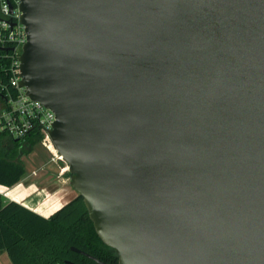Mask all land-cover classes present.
Returning <instances> with one entry per match:
<instances>
[{"label": "water", "instance_id": "water-1", "mask_svg": "<svg viewBox=\"0 0 264 264\" xmlns=\"http://www.w3.org/2000/svg\"><path fill=\"white\" fill-rule=\"evenodd\" d=\"M18 1L19 85L118 264H264V0Z\"/></svg>", "mask_w": 264, "mask_h": 264}, {"label": "trees", "instance_id": "trees-1", "mask_svg": "<svg viewBox=\"0 0 264 264\" xmlns=\"http://www.w3.org/2000/svg\"><path fill=\"white\" fill-rule=\"evenodd\" d=\"M7 66L6 60H0V85L8 80ZM45 152L38 132L21 139L0 132V186L11 188L41 169L48 162L44 161ZM72 247L107 264L117 260L114 250L98 238L78 194L49 218L15 202L4 203L0 195V253L10 264H94Z\"/></svg>", "mask_w": 264, "mask_h": 264}, {"label": "built area", "instance_id": "built-area-1", "mask_svg": "<svg viewBox=\"0 0 264 264\" xmlns=\"http://www.w3.org/2000/svg\"><path fill=\"white\" fill-rule=\"evenodd\" d=\"M20 16L18 0H0V60L8 62V80L0 85L3 92L0 132H6L15 139L24 138L33 131L38 132L42 146L52 154V161H64L58 152H52L54 146L50 132L56 120L55 114L40 102L30 99L25 88L19 85V58L27 40ZM32 175H36V171Z\"/></svg>", "mask_w": 264, "mask_h": 264}, {"label": "crops", "instance_id": "crops-1", "mask_svg": "<svg viewBox=\"0 0 264 264\" xmlns=\"http://www.w3.org/2000/svg\"><path fill=\"white\" fill-rule=\"evenodd\" d=\"M43 171L44 167L39 169L36 175L29 174L11 188L0 186V195L3 198V202H15L43 218L51 217L58 210L53 208L55 204L60 203L61 206H64L68 202H63V196L58 195L45 181L39 180V175Z\"/></svg>", "mask_w": 264, "mask_h": 264}, {"label": "rangeland", "instance_id": "rangeland-1", "mask_svg": "<svg viewBox=\"0 0 264 264\" xmlns=\"http://www.w3.org/2000/svg\"><path fill=\"white\" fill-rule=\"evenodd\" d=\"M44 171L41 173L39 180L45 181L46 184L58 195L64 197L63 202H69L77 196V193L70 186V173L67 170L68 164L65 161H52V154L45 152ZM62 206L57 203L54 209H60ZM57 210V211H58ZM0 264H10L5 254H0Z\"/></svg>", "mask_w": 264, "mask_h": 264}, {"label": "flooded vegetation", "instance_id": "flooded-vegetation-1", "mask_svg": "<svg viewBox=\"0 0 264 264\" xmlns=\"http://www.w3.org/2000/svg\"><path fill=\"white\" fill-rule=\"evenodd\" d=\"M81 251V250H80ZM74 252V251H73ZM83 252V251H82ZM76 254H79V255H82V256H85V257H87V258H89L90 260H92L93 262H94V264H100L99 262H102V263H105V264H107L106 262H104V261H102V260H99V259H97V258H95V257H93V256H91V255H89V254H87V253H85V252H83L84 254H80V253H77V252H75ZM111 256L114 258V254L111 252ZM99 261V262H98ZM70 264H73V263H70ZM112 264H118V258H117V260L115 261V262H113Z\"/></svg>", "mask_w": 264, "mask_h": 264}, {"label": "bare ground", "instance_id": "bare-ground-1", "mask_svg": "<svg viewBox=\"0 0 264 264\" xmlns=\"http://www.w3.org/2000/svg\"><path fill=\"white\" fill-rule=\"evenodd\" d=\"M52 152H54V153H57V151H56L55 147H53V148H52ZM58 155H59V157H60V158H62V156H60V154H59V153H58ZM62 159H63V158H62ZM63 160H64V159H63Z\"/></svg>", "mask_w": 264, "mask_h": 264}]
</instances>
